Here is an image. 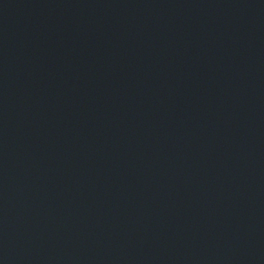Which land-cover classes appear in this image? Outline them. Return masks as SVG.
Here are the masks:
<instances>
[{
  "label": "water",
  "instance_id": "obj_1",
  "mask_svg": "<svg viewBox=\"0 0 264 264\" xmlns=\"http://www.w3.org/2000/svg\"><path fill=\"white\" fill-rule=\"evenodd\" d=\"M0 264H264V0H0Z\"/></svg>",
  "mask_w": 264,
  "mask_h": 264
}]
</instances>
